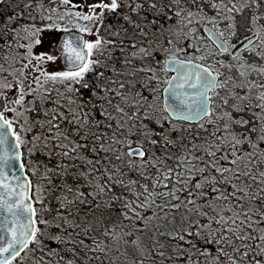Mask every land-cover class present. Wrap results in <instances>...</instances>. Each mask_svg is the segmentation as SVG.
<instances>
[{"label": "snow or ice", "instance_id": "1", "mask_svg": "<svg viewBox=\"0 0 264 264\" xmlns=\"http://www.w3.org/2000/svg\"><path fill=\"white\" fill-rule=\"evenodd\" d=\"M0 264H264V0H0Z\"/></svg>", "mask_w": 264, "mask_h": 264}]
</instances>
